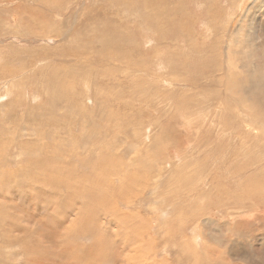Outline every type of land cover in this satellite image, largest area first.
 I'll return each instance as SVG.
<instances>
[{
  "label": "rangeland",
  "instance_id": "374dc122",
  "mask_svg": "<svg viewBox=\"0 0 264 264\" xmlns=\"http://www.w3.org/2000/svg\"><path fill=\"white\" fill-rule=\"evenodd\" d=\"M0 174V264L78 213L117 264H264V0H0Z\"/></svg>",
  "mask_w": 264,
  "mask_h": 264
},
{
  "label": "bare ground",
  "instance_id": "6f19581e",
  "mask_svg": "<svg viewBox=\"0 0 264 264\" xmlns=\"http://www.w3.org/2000/svg\"><path fill=\"white\" fill-rule=\"evenodd\" d=\"M62 35V34H61ZM62 41V40H61ZM86 48V47H85ZM75 51V50H74ZM78 51V50H77ZM81 51V50H79ZM84 51V50H83ZM66 55V53H65ZM67 56V55H66ZM65 56V57H66ZM52 58V57H51ZM58 58V57H57ZM73 58V57H72ZM61 60V59H60ZM76 60V59H74ZM2 70V69H1ZM3 71V70H2ZM89 77V76H88ZM79 81V80H78ZM71 84V83H70ZM63 86V84H62ZM6 88V87H5ZM62 88V87H61ZM5 90V89H4ZM56 94V93H55ZM59 94V93H58ZM7 95V94H6ZM59 96V95H58ZM56 98L57 95H56ZM52 100V99H51ZM68 105V104H67ZM66 105V106H67ZM189 115V114H188ZM65 117V116H64ZM78 128V127H77ZM79 129V128H78ZM221 129V128H220ZM80 130V129H79ZM64 145V144H63ZM24 147V143L22 145V148ZM44 147V146H43ZM32 148L29 149V152L30 153H34V157H39V154H40V151L41 150H31ZM48 149V148H47ZM46 149V150H47ZM22 150V149H21ZM45 150V151H46ZM59 150V149H58ZM25 151V150H24ZM28 151V149H27ZM51 151V150H50ZM42 152V151H41ZM57 152V151H56ZM26 153V152H25ZM49 153V152H48ZM55 154V153H54ZM68 153H61L60 155H58V158L61 157L62 155H66ZM29 155V153H28ZM51 155V154H49ZM19 156V155H18ZM51 156H54V155H51ZM56 156V155H55ZM28 157V156H27ZM45 157V156H44ZM48 157V156H47ZM30 158H31V155H30ZM47 159V158H46ZM53 159V163H52V166H53V171L50 169L49 166H47V163L45 161L41 162L40 160L38 161L39 163L37 162H34L35 164V168L37 169L38 173L36 175V178L33 179V176L30 173L28 174H22L21 177H19L18 179V182L17 184L18 185H21V186H24L27 188V190L29 189L28 186H26L21 180L23 181H26L28 180L26 183L29 184V185H33V182H34V189H37L39 190V187L40 188H48L51 192V195H50V198L54 201L55 200V197H56V191L58 190L60 193L63 191V188H64V183H66V179H69L71 178V176H68L69 175L67 173V170L65 171V176L66 178L62 181H58L56 182L55 180H53V176H58L59 175V171L57 169V158L54 157L52 158ZM56 160V164H55V161ZM32 164V163H31ZM33 165V164H32ZM74 166V165H73ZM34 168V166H33ZM3 169V168H2ZM30 169V168H29ZM72 169V167L70 168ZM39 171H40V174H39ZM9 172V171H8ZM36 174V172H35ZM25 175H28V177H25ZM40 175V177H39ZM2 176L4 175H1L0 174V180L4 181V179L2 178ZM26 178V179H25ZM96 178V186H99L101 185L102 183H100V179L99 177H95ZM6 181V180H5ZM20 186V188H21ZM107 186V185H106ZM24 187L23 189L21 188L20 190L24 191ZM31 187V186H30ZM106 187H104L103 189H105ZM33 189V186L29 189V190H34ZM41 190L39 191L41 193V195L37 194L36 193V197L35 196H30V198L28 200H25L24 202V205H28L29 206V203L30 202H33L32 205H38L39 202H42L45 194H44V190ZM61 189V190H60ZM21 191V192H22ZM26 191V190H25ZM20 192V191H19ZM31 193V192H30ZM34 194V193H32ZM7 198H10V197H7ZM11 199V198H10ZM251 199V198H250ZM253 201V200H251ZM43 203H45L49 208L51 207V204L47 201H43ZM10 204V203H8ZM73 204V203H72ZM18 206L16 205H13L11 210H13V212H18L20 211L21 214H24L23 216H25V213L23 211L22 213V207L24 205H22V203L18 204ZM58 204L56 202V204L53 205V209L54 210H57L58 209ZM87 206L89 207V205H86V204H82V208L79 207L82 212L84 214H86L89 210H87ZM118 209V206L115 205ZM61 207V206H60ZM67 208V207H66ZM3 210V209H2ZM116 211V210H115ZM11 211V214H10V217H11V221H16V220H19L20 219H23L21 216L13 213ZM69 212V211H68ZM67 212V213H68ZM70 213V212H69ZM113 213L117 214V215H120L121 213H117V212H114ZM7 214V213H5ZM3 214V215H5ZM80 215V216H79ZM116 215V216H117ZM7 216V215H6ZM61 216V215H60ZM79 216V217H78ZM78 216H77V220L75 221V223H72V225L74 226H71V227H66L65 224H60V220L61 219H58V216H55L57 219L54 220V224H56L57 226H54V234L52 236V231L50 228L48 227H45V225H42V228L44 229H47L49 230V234L50 236H52V239H48V240H53L54 236L58 235L57 236V242L55 241L54 243H56V246L54 247L57 251L55 254H53L54 256L53 257H50L49 255L48 256H44L40 258V254L38 255V259H39V262L38 264H46L45 262H42L41 260H45L47 263L49 264H117L118 262V258H117V252L116 251H111L109 253V255L107 257H102L99 255L98 253V250H99V247L104 244V243H108V244H112L115 242L116 245H119L120 241L123 240L124 236L121 235V232L118 234V237L117 235L114 237L112 235H110L108 232V229H106V234L103 235L102 234V231H105L104 227L102 225H97L99 226V233L96 235V232L94 229L92 228H89L88 229V226L85 224V222H83V226H81V224H78L80 223L82 220V214L81 213H78ZM5 218V217H3ZM63 219V218H62ZM64 219H66L64 217ZM10 220V218H9ZM6 221V220H5ZM23 221V220H22ZM108 221H111V220H103V222H105V225H107L106 222ZM94 222V221H93ZM78 224V225H76ZM6 225V223H5ZM116 225V224H115ZM8 226V225H7ZM90 226V225H89ZM93 226V225H92ZM96 226V225H95ZM9 227V226H8ZM94 227V226H93ZM109 227V226H108ZM13 228V226H12ZM107 228V227H106ZM10 231L12 230L11 228L9 229ZM14 231V230H12ZM21 232V231H20ZM30 234L29 231H26L25 232V236H28ZM9 238V236H8ZM16 239V238H15ZM193 240H194V237H193ZM10 241V240H9ZM25 241V240H24ZM195 241V240H194ZM86 243L88 246H86L84 243ZM53 243V242H52ZM83 243V246L81 245ZM10 246H13V245H19L20 243L18 242H13L12 241L10 242ZM24 246H21L22 249H24L25 247H27V242L23 243ZM40 244V243H39ZM85 245V247H84ZM8 246H9V242H8ZM54 246V245H53ZM129 246L128 245H124L122 246V249L124 248H127ZM34 251V250H33ZM37 251V250H36ZM35 251V252H36ZM30 252V251H28ZM116 252V253H115ZM37 253V252H36ZM29 254V253H28ZM51 254V255H52ZM13 254H10V256H12ZM42 256V255H41ZM15 257V256H14ZM15 259V258H14Z\"/></svg>",
  "mask_w": 264,
  "mask_h": 264
}]
</instances>
